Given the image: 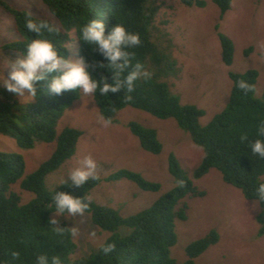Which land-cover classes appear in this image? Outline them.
Segmentation results:
<instances>
[{"label":"trees","instance_id":"obj_1","mask_svg":"<svg viewBox=\"0 0 264 264\" xmlns=\"http://www.w3.org/2000/svg\"><path fill=\"white\" fill-rule=\"evenodd\" d=\"M48 12L61 28L55 33L46 30L37 35L26 28V21L35 23L52 22L38 18L26 11L0 0V7L13 20L16 39L0 46L3 51H12L23 57L27 44L32 39L50 41L61 56L68 58L66 43L68 32L73 31L78 42V57L89 65L108 61L94 45L82 40L81 29L93 19L105 24V35L116 24L128 32L138 34L141 44L126 49L134 54L131 63H142L153 73L149 80L135 82L134 91L123 89L103 97L94 95L99 114L114 121L115 114L125 107L139 109L158 119H173L178 127L187 132L192 142L203 150L200 164L193 171L198 179L209 170L215 169L224 183L238 189L246 200L256 201L259 211L255 216L258 225L257 235L264 236V201L257 197V188L264 183V158L253 154L250 143L256 139L264 141L259 128L264 126V90L261 99L254 96L257 73H229L232 81L226 106L213 116L204 126L199 124L203 111L193 105H183L174 96L166 82L161 81L173 72L176 61L159 47L161 42L156 34L155 19L160 6L158 0H41ZM165 1V0H162ZM184 6L195 3L203 6L200 0H178ZM222 17L229 9L232 0H211ZM221 46V59L225 65L231 64L233 44L225 35L218 33ZM93 78L99 80L103 75L112 83V72L107 68L88 69ZM48 80L37 82V97L20 102L16 95L0 85V134L11 137L21 149H31L36 142L52 143L56 146L50 157L41 163L30 175L22 179L25 161L20 154L0 152V264H36L38 255L59 256L62 264H195V259L206 249L218 242V233L210 230L205 236L189 243L185 248L186 259L177 263L170 256V249L176 243L175 222L185 220L187 206L181 201L186 196H202L203 192L193 184L187 173L182 170L173 155L168 157V172L175 186L160 196L150 207L127 217L118 211L99 205L88 198L90 191L99 180H89L81 188L73 187L71 181L52 190L45 186V177L56 171L60 165L74 155L80 132L71 127L56 133V124L70 104L78 99L80 90L51 94ZM245 81L253 86L245 92L237 85ZM131 99H126L127 96ZM130 132L137 137L140 147L150 153H159L161 145L153 129L138 123L128 124ZM246 136L243 141L241 138ZM125 179L136 184L144 191H157L159 184L144 179L140 174L120 169L112 173L108 180ZM184 185L178 186L177 181ZM19 182L21 190L32 193L33 198L21 203V198L11 187ZM57 192H65L90 201L89 214L92 223L109 233L103 244L114 243L115 251L105 255L101 247L79 259H70L76 245L65 223L51 225L49 220L55 213L52 199ZM129 232L122 236L120 227ZM54 227H64L65 232L57 234ZM19 252L14 259L12 252Z\"/></svg>","mask_w":264,"mask_h":264},{"label":"rangeland","instance_id":"obj_2","mask_svg":"<svg viewBox=\"0 0 264 264\" xmlns=\"http://www.w3.org/2000/svg\"><path fill=\"white\" fill-rule=\"evenodd\" d=\"M38 18H46L58 28L60 24L51 16L41 0H3ZM196 1V0H194ZM203 6L193 3L184 6L178 0H158L160 6L155 19L159 47L176 61L173 72L164 81L170 92L183 105H193L203 111L199 118L201 126L210 122L215 114L227 104L232 86L229 73H257L254 96L262 98L264 90V0H232L230 9L220 17L211 0ZM221 33L233 44L231 64L221 59L218 37ZM66 43L68 58L78 59V42L73 31L68 32ZM13 20L0 7V46L16 39ZM69 47V48H68ZM22 58L12 51L0 49V70L10 60ZM10 69L3 74L8 76ZM2 86V85H1ZM27 95V92L25 93ZM20 102L32 97H18ZM100 116L93 98L84 96L80 90L78 99L63 112L56 124V133L65 127L80 132L74 155L45 177V186L52 190L63 184L68 172L78 166V161L90 155L98 165L99 183L90 191L88 198L95 203L110 207L127 217L150 207L160 196L175 186L168 172V157L173 155L202 196H186L181 203L187 206L186 219L176 220V243L170 249V256L182 263L186 246L205 236L210 230L218 233V242L210 246L195 259V264H264V236L257 235L255 216L259 211L256 201L246 200L241 192L224 183L220 173L209 170L202 177L193 178V171L200 164L203 150L196 146L189 134L171 119H158L149 113L125 107L114 116L108 127L98 123ZM135 122L153 129L161 145L159 153H150L140 147L128 124ZM56 143L36 142L31 149H21L11 137L0 134V152L20 154L25 161L22 179L33 173L46 161L55 149ZM127 169L140 174L144 179L159 184V190L144 191L131 181L108 180L120 170ZM26 203L33 194L23 191L19 182L11 187ZM256 207H253V203ZM65 215V216H64ZM56 216L59 223L68 228L77 227L79 236L72 237L76 245L70 259L86 257L100 247L109 233L95 226L89 214L83 216ZM95 232L93 238L90 233ZM129 230L120 227L118 233L125 236Z\"/></svg>","mask_w":264,"mask_h":264},{"label":"clouds","instance_id":"obj_3","mask_svg":"<svg viewBox=\"0 0 264 264\" xmlns=\"http://www.w3.org/2000/svg\"><path fill=\"white\" fill-rule=\"evenodd\" d=\"M26 28L37 35L46 30L49 33H55L58 29L48 22L35 23L29 19L26 21ZM82 40L88 45H94L93 51H98L107 61V64L96 62L94 65H89L81 57L78 59L66 58L64 55L58 54L54 45L46 39H32L27 44L26 54L22 58L10 60L0 70V85L8 92L23 98L25 96L37 97V82L46 81L51 75L48 88L51 94L61 95L63 92L81 90L84 96L93 97L99 92L103 97L108 94L116 93L120 90H126L128 93L134 91L135 82L138 80H149L153 73L146 69L142 63H131L134 54L126 49H131L141 44L138 34L128 32L122 25L116 24L105 35V24L101 20L93 19L85 24L81 29ZM69 48V47H68ZM90 67L107 68L112 72V83L108 82V78L101 75L100 79L93 78V75L88 70ZM10 69L7 78L3 74V70ZM241 90L248 92L253 90V86L241 80L237 85ZM27 92V95L25 93ZM126 99L130 100L131 96ZM98 123L104 127L111 124L110 119H105L102 115L98 116ZM259 135L264 136V126L258 130ZM243 141L246 136L241 138ZM253 154L264 158V141L256 139L250 143ZM97 162L90 156H84L78 161V166L71 169L67 177L71 181L73 187L81 188L89 180H99ZM65 180L63 184H67ZM178 186H183L184 181H177ZM257 197L260 201H264V183H261L257 188ZM56 208V216H83L90 207V201L75 197L65 192H57L53 198ZM256 207V203H253ZM65 216V215H64ZM51 225H57L58 219L51 218ZM57 234L65 232L64 227H54ZM71 236L76 238L79 236V229L71 227L68 229ZM91 237H95L96 233H90ZM102 252L107 255L115 251L114 243H106L101 246ZM14 259L19 258V252H12ZM36 264H62L59 256L49 257L41 254L36 258Z\"/></svg>","mask_w":264,"mask_h":264}]
</instances>
